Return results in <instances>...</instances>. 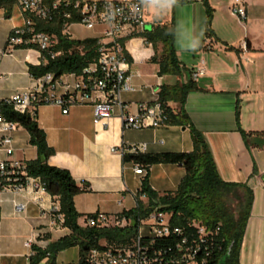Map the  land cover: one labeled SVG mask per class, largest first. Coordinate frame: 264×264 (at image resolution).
<instances>
[{
	"label": "crops",
	"instance_id": "0c3cea01",
	"mask_svg": "<svg viewBox=\"0 0 264 264\" xmlns=\"http://www.w3.org/2000/svg\"><path fill=\"white\" fill-rule=\"evenodd\" d=\"M141 2L148 27L155 22L174 23V48L184 70L180 76L158 75V65L151 62L155 53L152 45L143 37L125 38L135 87V91L121 94L125 110L136 113L137 105L153 101L162 85L185 82L188 74L203 69L182 109L204 137L219 177L235 184L240 197H250L239 264H264V0H239L245 7V18L232 13L236 0H177L167 5L159 0ZM207 7L212 11L209 27ZM23 25V13L16 5L10 17L0 8V99L29 89L33 77L28 65L45 63L36 50H5L11 31ZM169 105L180 108L176 102ZM120 113V107L114 106L104 124H97L90 104L70 106L66 114L55 105L37 107L36 121L54 149L47 163L68 170L80 187L87 188L74 197L81 215H117L135 207L142 176L134 172L133 164L123 163L124 147L144 144L143 153L189 152L193 148L188 126L124 129ZM12 137L15 158H37L24 128L18 126ZM184 174L178 164L153 165L149 184L159 194L174 191ZM17 204L22 205L20 211ZM53 206L58 203L47 192L26 188L2 193L0 264H30L31 249L25 247L26 240H33L32 247L46 249L69 234L63 226H52ZM78 223L82 224V217ZM61 252L56 264H67L58 263Z\"/></svg>",
	"mask_w": 264,
	"mask_h": 264
},
{
	"label": "built area",
	"instance_id": "2783aa9c",
	"mask_svg": "<svg viewBox=\"0 0 264 264\" xmlns=\"http://www.w3.org/2000/svg\"><path fill=\"white\" fill-rule=\"evenodd\" d=\"M16 6L23 13L24 25L14 28L7 39L6 51L17 46L35 49L40 54L50 53L52 57L58 39L36 29V21H50L57 16L70 19L73 15L78 23L64 24L62 33L70 39L69 27L80 24L86 28H102L97 39V60L84 67L81 74H65L58 78L46 73L33 78V85L7 98L0 99V105L10 106L19 113L35 116L37 107L50 104L59 107L63 114L70 106L90 104L93 108L95 123H103L111 116L114 106L121 109L120 119L124 129H148L166 126L167 112L157 97L150 102L137 105L136 113L127 112L121 100L122 93L135 91L130 62L124 48L127 37H143L148 28L145 7L141 0H17ZM61 8L68 12L60 11ZM232 13L245 18V7L236 0ZM144 38V37H143ZM145 39V38H144ZM146 41V40H145ZM43 61L46 62L44 57ZM204 73L197 68L190 74L195 81ZM18 124L7 120L0 112V197L5 191L21 192L30 188L35 192H46L39 180L27 174L26 162L14 157L12 133ZM144 144H131L122 149L124 152L141 151ZM111 151L115 152L114 148ZM134 172L143 176L145 171L134 166ZM264 187V183H263ZM146 200L145 196H140ZM21 204L16 205L20 211ZM51 208L52 226L62 227V216L54 214ZM172 212L154 205L143 217L138 219L136 234L131 241L120 247L107 246L94 248L88 252L87 259L92 264H217L214 253L217 248L215 235L217 227L210 228L198 220H192L185 227L172 223ZM131 218L125 215L92 213L82 218V227L124 228ZM31 249L33 240L24 242Z\"/></svg>",
	"mask_w": 264,
	"mask_h": 264
},
{
	"label": "trees",
	"instance_id": "16d2710c",
	"mask_svg": "<svg viewBox=\"0 0 264 264\" xmlns=\"http://www.w3.org/2000/svg\"><path fill=\"white\" fill-rule=\"evenodd\" d=\"M177 0H174V2ZM17 0H0V8L5 16L10 17ZM60 11L68 12L61 8ZM212 11L207 7V27H209ZM78 23L73 15L70 19L57 16L50 21H36V29L54 34L57 45L52 49L58 53L52 57L50 53L42 52L41 57L46 60L39 65H28L29 74L38 78L46 73H53L55 78L65 74H81L84 67L97 60V39L83 40L70 39L62 33L64 24ZM146 42L151 44L155 53L151 62L158 65V75H176L183 73V68L177 58L174 40V23H152L144 33ZM158 46L161 47L160 52ZM17 46L15 49H26ZM127 59L131 58L126 52ZM195 89L190 74L185 82L175 85H162L158 91V99L165 106L167 112L166 125L188 126L193 148L189 152H158L143 153L141 151L124 152L123 163H131L145 171L141 178V185L136 195L134 208L117 215L131 218L129 226L124 228H96L82 227L79 218L90 215H81L74 205V197L87 190L80 187L68 170L51 166L47 159L54 154V149L46 142L45 132L36 121L35 116L29 113H19L10 106L1 104L0 112L9 121H13L24 128L29 136V144L37 150V158L26 162L27 174L40 181L45 191L53 197L58 206L54 214L62 216V226L69 230V234L51 243L46 249L33 246L34 255L30 256V264H39L45 257V264H56V256L60 251L77 246L78 261L67 264H92L87 259L88 252L94 248H103L101 241L114 248L128 244L136 234L138 219L145 216L154 205H161L163 210L172 212V223L185 227L188 222L198 220L207 227H217L215 241L218 244L214 253L217 264H239V250L245 232L250 212V197H240L235 184L224 182L217 172L211 151L202 136L190 123L182 106L186 95ZM169 102L180 104L179 110L173 109ZM238 115V108H237ZM157 164H178L183 166L185 174L174 191L159 194L151 189L149 171ZM145 196L146 200L140 198ZM236 200L233 205L229 198ZM229 251V253H228Z\"/></svg>",
	"mask_w": 264,
	"mask_h": 264
},
{
	"label": "rangeland",
	"instance_id": "374dc122",
	"mask_svg": "<svg viewBox=\"0 0 264 264\" xmlns=\"http://www.w3.org/2000/svg\"><path fill=\"white\" fill-rule=\"evenodd\" d=\"M69 33L72 39L83 40L86 38H98L102 35V28H86L80 24H74L69 27ZM31 53H36L35 49H29ZM233 205H236L237 202L233 198H229ZM101 244H105L104 241H101ZM78 247L73 246L68 249H65L57 257L58 263H76L78 260ZM48 260V257H45L39 264H45Z\"/></svg>",
	"mask_w": 264,
	"mask_h": 264
},
{
	"label": "clouds",
	"instance_id": "9594fccd",
	"mask_svg": "<svg viewBox=\"0 0 264 264\" xmlns=\"http://www.w3.org/2000/svg\"><path fill=\"white\" fill-rule=\"evenodd\" d=\"M159 2L163 3V4H171L174 2V0H159Z\"/></svg>",
	"mask_w": 264,
	"mask_h": 264
},
{
	"label": "water",
	"instance_id": "95a60500",
	"mask_svg": "<svg viewBox=\"0 0 264 264\" xmlns=\"http://www.w3.org/2000/svg\"><path fill=\"white\" fill-rule=\"evenodd\" d=\"M228 253H229V251H228Z\"/></svg>",
	"mask_w": 264,
	"mask_h": 264
}]
</instances>
